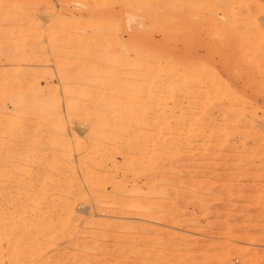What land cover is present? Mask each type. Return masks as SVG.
<instances>
[{
    "label": "rangeland",
    "instance_id": "1",
    "mask_svg": "<svg viewBox=\"0 0 264 264\" xmlns=\"http://www.w3.org/2000/svg\"><path fill=\"white\" fill-rule=\"evenodd\" d=\"M13 1L0 264H264V0Z\"/></svg>",
    "mask_w": 264,
    "mask_h": 264
},
{
    "label": "bare ground",
    "instance_id": "2",
    "mask_svg": "<svg viewBox=\"0 0 264 264\" xmlns=\"http://www.w3.org/2000/svg\"><path fill=\"white\" fill-rule=\"evenodd\" d=\"M12 1H13V0H12ZM22 1L25 2V0H22ZM22 1L20 2L21 4L23 3ZM6 2H9V1H6ZM13 2H16V1L14 0ZM10 3H11V1L9 2V5H10ZM21 4H19V7L22 6ZM23 4H24V3H23ZM4 5H5V4H4ZM15 5H16V4H15ZM17 5H18V4H17ZM20 5H21V6H20ZM10 6H12V5H10ZM10 8H11V7H10ZM13 8H14V7H13ZM17 8H18V7H15V9H17ZM22 8H23V7H22ZM15 9H14V10H15ZM23 9H24V12L27 11L25 8H23ZM23 9H21V10L23 11ZM21 10H20V11H21ZM0 12H1V11H0ZM20 15H21V14H20ZM23 18H24V17H23ZM19 34H20V33H19ZM19 34H18V35H19ZM20 36H21L20 38H22V35H20ZM1 37H2V35H1ZM15 37H16V36H15ZM23 40H24V39H23ZM0 41H1V40H0ZM2 41H3V40H2ZM15 41H16V40H15ZM18 41H20V40H18ZM18 41H17V42H18ZM20 42H22V41H20ZM100 42H101V40H100ZM22 44H23V43H22ZM17 45H19V44H17ZM24 45H25V44H23V46H24ZM11 46H13V45H11ZM14 47H15V46H14ZM18 48H19V47H18ZM22 48H24V47H22ZM4 49H5V48H4ZM6 49H7V47H6ZM11 49H13V47H12ZM11 49H10V50H11ZM13 50H14V49H13ZM19 50H20V48H19ZM19 50H16V51H18V53H19ZM7 53H8V51H7ZM93 53H94V52H93ZM13 54H14V53H13ZM19 55H20V54H19ZM97 55H98V54H97ZM10 56H12V54H10ZM10 58H11V57H10ZM22 58H23V57H22ZM14 59H15V58H14ZM14 59H13V60H14ZM107 59H108V58H107ZM15 60H16V59H15ZM102 60H103V59H102ZM105 61H106V60H105ZM13 72H14V70H13ZM14 77H15V76H14ZM16 77H17V76H16ZM16 77H15V78H16ZM12 78H13V77H12ZM4 83H6V82H4ZM6 84H7V83H6ZM6 86H8V85H6ZM2 88H3V90H4V85H3ZM5 88H7V87H5ZM9 90H10V89H9ZM25 96H26V95H25ZM26 97H27V96H26ZM28 100H29V99H28ZM28 100L23 98V99L19 100L18 105L21 103L23 106H31V103H29ZM30 101H31V100H30ZM39 103H40V102H39ZM22 105H20V106H22ZM34 105H35V103H34ZM25 108H26V107H25ZM20 113H21V112H20ZM20 113H19V114H20ZM107 116H108V115H107ZM105 118H106V117H105ZM95 119H96V117H95ZM97 120H98V119H97ZM97 120H96V121H97ZM104 121H106V120H104ZM108 121H109V120H108ZM106 122H107V121H106ZM97 123H98V121H97ZM97 123H96V124H97ZM100 123H101V122H100ZM98 124H99V123H98ZM97 127H98V126H97ZM8 128H9V127H8ZM11 128H12V127H11ZM11 131H12V129H11ZM14 131H16V129H15ZM102 131H103V129H102ZM27 132H28V131H27ZM20 133H21V132H20ZM17 134H18V133H17ZM21 135H22V134H21ZM22 136H23V135H22ZM102 137H103V136H102ZM14 138H15V137H14ZM17 138H18V137H17ZM4 142H5V141H4ZM4 142H3V143H4ZM10 144H11V143H10ZM0 145H1V143H0ZM9 147H10V145H9ZM10 148H11V147H10ZM30 150H31V149H30ZM8 153H9V152H8ZM11 154H12V153H11ZM21 155H22V154H21ZM3 158H4V157H3ZM18 158H19V157H18ZM21 159H22V158H21ZM32 161H33V160H32ZM29 162H30V161H29ZM29 162H28V163H29ZM3 166H4V165H3ZM5 166H6V165H5ZM7 166H8V165H7ZM24 166H25V165H24ZM24 168H25V167H24ZM26 168H27V167H26ZM56 168H57V167H56ZM2 169H3V168H2ZM5 169H6V168H5ZM5 169H4L3 171L0 172V176H1V177L7 175V173L5 172ZM27 169H28V168H27ZM27 169H26V170H27ZM7 170H8V168H7ZM18 170H19V171L17 172V174H16V173H15V174H16V177L20 179V178L24 175V171H25V169H22V170L18 169ZM8 173H9V172H8ZM15 174H14V175H15ZM8 176H9V175H8ZM10 176H11V175H10ZM14 177H15V176H14ZM6 178H7V177H6ZM42 179H43V178H42ZM3 180H5V179H3ZM9 181H11V180H9ZM42 181H43V180H42ZM47 181H48V180H47ZM33 183H34V182H33ZM5 184H6V183H5ZM48 184H49V183H48ZM51 184H52V183H51ZM59 184H60V182H59ZM64 185H65V184H64ZM66 185H67V184H66ZM40 186H41V185H40ZM5 187H6V186H5ZM47 189H48V188H47ZM55 189H56V188H55ZM70 189H71V188H70ZM3 190H4V189H3ZM3 190H2V192L4 193ZM31 190H32V189H31ZM31 190H30V191H31ZM40 190H41V189H40ZM61 190H62V189H61ZM65 190H66V189H65ZM35 191H36V190H35ZM35 191H34V192H35ZM42 192H43V191H42ZM3 193H1V194H3ZM8 193H9V192H8ZM47 193H48V192H47ZM51 193H52V192H51ZM17 194H18V193H17ZM28 194H29V193H28ZM43 194H44V196H43V200H44V201H43V202H45V201L47 200V196H45L46 192H43ZM24 195H25V194H24ZM34 195H35V194H34ZM0 196H1V195H0ZM9 196H10V195H9ZM29 196H30V195H28V197H29ZM41 197H42V196H41ZM2 198H3V197H2ZM49 198H50V197H49ZM40 199H41V198H40ZM45 199H46V200H45ZM54 200H55V199H54ZM56 200H57V199H56ZM33 201H34V202H33V205H34V206H36L37 204H39V201H37V198H33ZM20 202H22V201H20ZM64 202H65V201H64ZM1 205H2V204H1ZM63 205H64V204H63ZM25 206H26V205H25ZM36 207H37V206H36ZM66 207H67V206H66ZM55 212H56V211H55ZM23 213H24V212H23ZM50 214H51V213H50ZM1 215H2V214H1ZM47 215H48V214H47ZM17 216H18V215H17ZM0 217H1V216H0ZM4 217H5V216H4ZM57 219H58V218H57ZM59 220H60V219H59ZM63 220H64V219H63ZM47 221H48V220H47ZM3 223H4V222H3ZM17 223H18V222H17ZM23 223H24V222H23ZM25 224H26V223H25ZM30 225H31V224H30ZM48 225H49V224H48ZM22 227H23V226H22ZM37 227H38V226H37ZM44 227H45V226H44ZM36 229H37V228H36ZM46 229H47V228H46ZM41 230L43 231V234H44V233H45V232H44L45 228H44V229L41 228ZM37 231H38V230H37ZM45 231H46V230H45ZM41 233H42V232H40L39 235H40ZM46 233L48 234L47 231H46ZM44 235H45V234H44ZM44 235H43V236H44ZM34 237H35V236H34ZM41 238H43V237H41ZM51 239H52V238H51ZM21 242H22V241H21ZM20 244H21V243H20Z\"/></svg>",
    "mask_w": 264,
    "mask_h": 264
}]
</instances>
